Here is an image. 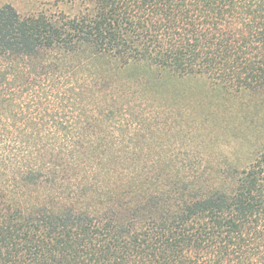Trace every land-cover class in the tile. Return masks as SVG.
I'll return each instance as SVG.
<instances>
[{
	"label": "trees",
	"instance_id": "obj_1",
	"mask_svg": "<svg viewBox=\"0 0 264 264\" xmlns=\"http://www.w3.org/2000/svg\"><path fill=\"white\" fill-rule=\"evenodd\" d=\"M188 77L264 111V0L1 6L0 264H264V130L242 163L164 153L153 89Z\"/></svg>",
	"mask_w": 264,
	"mask_h": 264
},
{
	"label": "rangeland",
	"instance_id": "obj_2",
	"mask_svg": "<svg viewBox=\"0 0 264 264\" xmlns=\"http://www.w3.org/2000/svg\"><path fill=\"white\" fill-rule=\"evenodd\" d=\"M53 2L0 0V7L11 4L20 14H27ZM153 92L156 101L168 103L180 113L173 118L172 131L160 140L170 147L164 153L184 164L200 157H228L242 163L262 145L264 111L259 100L248 93H228L196 77L165 80Z\"/></svg>",
	"mask_w": 264,
	"mask_h": 264
}]
</instances>
